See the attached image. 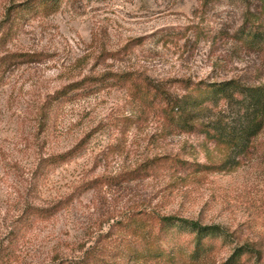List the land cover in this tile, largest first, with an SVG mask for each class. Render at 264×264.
Listing matches in <instances>:
<instances>
[{"label": "rangeland", "instance_id": "374dc122", "mask_svg": "<svg viewBox=\"0 0 264 264\" xmlns=\"http://www.w3.org/2000/svg\"><path fill=\"white\" fill-rule=\"evenodd\" d=\"M29 1L0 0V39L7 34L0 57L26 55L0 86V264H169L132 256L144 248L147 215L228 234L207 240L202 259L177 264H230L241 246L257 252L239 264H264V131L237 154L172 129L161 107L142 98L147 88L181 96L186 80L264 85V48L246 37L264 32L259 1L62 0L55 12L19 8ZM125 73L156 85H115ZM101 77L105 85L77 89ZM67 88L75 90L55 101ZM234 113L220 103L215 115L229 123ZM74 147L80 151L71 161L44 169L45 159ZM196 166L212 168L196 173ZM59 203L54 216L16 234L28 206ZM182 237L192 249V237Z\"/></svg>", "mask_w": 264, "mask_h": 264}, {"label": "trees", "instance_id": "16d2710c", "mask_svg": "<svg viewBox=\"0 0 264 264\" xmlns=\"http://www.w3.org/2000/svg\"><path fill=\"white\" fill-rule=\"evenodd\" d=\"M34 1L24 3L19 8L32 10L36 13L38 5H45L44 11L55 12L62 0ZM258 1L261 12L264 14V0ZM9 16H11L10 12L8 19ZM6 36V33L3 34L0 40L3 41ZM246 37H249L248 40L252 44L264 48L263 31L250 29L247 31ZM25 57L26 55L23 54H9L0 57V86L6 69L23 63ZM113 80L115 85H156L138 79L129 73L119 75ZM93 81L95 79L87 78L78 83L82 86L77 89L90 90L93 85L106 84L104 77L97 79V82ZM179 84L186 85L184 87L185 93L181 96L172 97L156 88L153 90L147 88L142 93L143 99L150 98L153 100V104L161 107L168 126L179 133L203 134L208 139L213 140L216 145L235 150L237 154H241L249 148L251 141L264 131V85L247 86L234 80L221 83H204L201 81L194 83L186 80L179 81ZM73 90L75 88L58 91L54 100L62 101ZM220 103H225L235 110L229 123L222 121L215 115ZM214 117L217 119L213 120ZM79 151L78 147H74L62 154L45 159L43 161L44 169L71 161ZM195 168L193 172L202 173L212 167L196 166ZM87 189L85 188L84 191ZM60 210V203L44 209L28 206L17 221L16 234L31 222L49 219ZM142 221L140 236L146 242L144 248L136 251L134 255L132 254L138 260L169 262V264H177L178 261L185 260L195 262L209 254L210 247L206 244L207 240L217 238H222L224 241L228 240V234L218 225L205 226L197 221L176 216L158 215H147ZM182 235L192 237V249H190L191 241L187 243ZM256 252L251 246L237 247L233 250L228 261L230 264H239L241 258L254 256ZM92 263L94 262L86 260L83 264Z\"/></svg>", "mask_w": 264, "mask_h": 264}]
</instances>
